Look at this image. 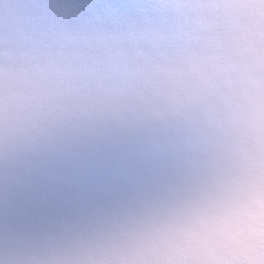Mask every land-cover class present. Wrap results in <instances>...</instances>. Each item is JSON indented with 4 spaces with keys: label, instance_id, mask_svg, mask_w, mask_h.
Listing matches in <instances>:
<instances>
[{
    "label": "clouds",
    "instance_id": "1",
    "mask_svg": "<svg viewBox=\"0 0 264 264\" xmlns=\"http://www.w3.org/2000/svg\"><path fill=\"white\" fill-rule=\"evenodd\" d=\"M0 264H264V0H0Z\"/></svg>",
    "mask_w": 264,
    "mask_h": 264
}]
</instances>
